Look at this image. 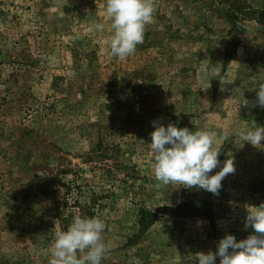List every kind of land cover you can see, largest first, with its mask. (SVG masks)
I'll return each mask as SVG.
<instances>
[{
    "label": "rangeland",
    "instance_id": "obj_1",
    "mask_svg": "<svg viewBox=\"0 0 264 264\" xmlns=\"http://www.w3.org/2000/svg\"><path fill=\"white\" fill-rule=\"evenodd\" d=\"M245 1L264 10V0ZM105 5L0 0V264H48L76 197L94 199L109 226L102 264H193L226 234L254 232L246 206L264 202V141L232 135L220 146L221 167L231 156L235 171L213 193L212 222L160 210L188 187L155 179L148 143L154 121L218 133L264 125V107L233 94L243 87L254 102L264 85V24L233 23L218 0H155L144 41L121 60L109 54ZM225 76L233 82L222 90ZM63 185L74 187L58 211ZM142 211H156L144 229Z\"/></svg>",
    "mask_w": 264,
    "mask_h": 264
},
{
    "label": "clouds",
    "instance_id": "obj_2",
    "mask_svg": "<svg viewBox=\"0 0 264 264\" xmlns=\"http://www.w3.org/2000/svg\"><path fill=\"white\" fill-rule=\"evenodd\" d=\"M155 0H106L105 15L111 21V34L108 37L109 54L123 60L134 55L138 44L145 38V31L154 19ZM95 31H103L104 23L96 22ZM55 63V57L47 58ZM223 85L231 83L225 76ZM243 87L233 90L241 106L264 107V85H260L257 99L250 102ZM154 123L148 143L153 158V175L165 185L178 184L179 187H198L219 194L222 180L235 171L234 157L221 161L220 146L232 135L242 138L253 146L262 145L264 125L253 124L250 128H225L218 133L210 129L180 128L174 123L165 126ZM220 168L213 173L214 169ZM245 228L254 232L247 238L237 240L233 234L222 237L216 251L199 252L193 257V264H264V202L258 206L247 205ZM101 215L73 216L66 229L55 232L50 242L48 264H102L110 255L112 244L106 239L108 229ZM133 264H141L139 257L131 258Z\"/></svg>",
    "mask_w": 264,
    "mask_h": 264
},
{
    "label": "trees",
    "instance_id": "obj_3",
    "mask_svg": "<svg viewBox=\"0 0 264 264\" xmlns=\"http://www.w3.org/2000/svg\"><path fill=\"white\" fill-rule=\"evenodd\" d=\"M222 7H225V11L229 19L233 23L243 21L245 19H254L264 24V10L258 9L247 3L245 0H218ZM235 44V38L229 42V49ZM65 190V196L58 195L55 198V206L60 209L68 206V195L72 185H63ZM213 193L207 190L200 189L198 187H191L184 190L181 198L176 207H163L160 210H166L170 215L181 217H201L208 219L211 222L215 219V209L213 206ZM98 206L94 199L85 200L81 202L80 197H76L74 200V207H71L68 211L66 220L69 222L73 219V216L79 214L81 216H93ZM158 212V211H157ZM146 213V214H145ZM156 211H142L139 218L140 229L147 227L149 222L155 219ZM64 219V217H63ZM62 220V217H61Z\"/></svg>",
    "mask_w": 264,
    "mask_h": 264
}]
</instances>
